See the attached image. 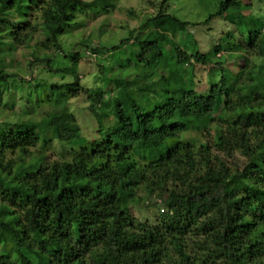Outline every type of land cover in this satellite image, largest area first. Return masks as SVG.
I'll list each match as a JSON object with an SVG mask.
<instances>
[{
	"label": "trees",
	"instance_id": "1",
	"mask_svg": "<svg viewBox=\"0 0 264 264\" xmlns=\"http://www.w3.org/2000/svg\"><path fill=\"white\" fill-rule=\"evenodd\" d=\"M169 1L118 45L80 44L101 61L99 87L88 93L91 139L69 111L75 60L71 81L30 92L15 113L4 95L32 79L8 73L0 58V113L11 111L0 119V264H264V150L233 171L189 135L220 123L264 138V20L242 0H198L208 12L202 25L217 19L228 29L202 53L185 37L195 24L171 15ZM113 8L110 0H0V57L39 33L30 69L71 59L60 37L81 25L78 15ZM163 22L184 37L137 35ZM228 60L240 61L235 72ZM211 63L217 71L203 84L196 67ZM54 144L62 159L48 162ZM140 190L158 198L154 222L130 212Z\"/></svg>",
	"mask_w": 264,
	"mask_h": 264
},
{
	"label": "rangeland",
	"instance_id": "2",
	"mask_svg": "<svg viewBox=\"0 0 264 264\" xmlns=\"http://www.w3.org/2000/svg\"><path fill=\"white\" fill-rule=\"evenodd\" d=\"M83 1L91 2L93 0ZM161 2L162 0H110V4H113L114 8L105 13L96 15L86 11L78 15L77 21H80L81 25L72 27L64 36L60 37L63 53L70 55L71 59L57 57L53 59L50 65L36 64L30 69L31 54L37 50L34 45L42 40V36L39 33L35 34L33 41L27 46H18L10 55L5 54L0 57H3L5 63L9 65L6 69L8 73L19 75L25 81L32 79L31 83L22 84L18 82L11 86V91L5 93L3 102L9 103V100L12 99L14 101L12 111L20 113L21 100H25L30 92L37 93L47 90V85L51 83L71 81L70 63L75 60L80 81L69 99V111L73 115L75 123L79 126L82 135L91 139L95 135L97 124L87 111L90 105L88 93L95 87H99L97 80L100 78L101 67L99 63L101 61L90 52L83 53L80 44H91L92 47L99 44L108 47L118 45L120 41L126 39L132 33L131 31L138 30L148 16H155ZM242 3L250 7L246 14L257 15L264 20V1L242 0ZM169 4V13L171 15L182 21L195 24V26L188 27V32L192 36L189 34L185 35V37H189L187 41H196L200 52L209 53L214 45L223 42L222 38L228 31L227 24L216 19L209 25H202L208 12L198 3V0H170ZM151 32L158 35L168 33L175 41H179L184 37V35L181 37L177 29L168 22H163L161 26H151L137 35L139 36L140 34V37L143 35L145 37L147 33ZM51 52H46V54ZM38 53L41 56L44 52L38 50ZM250 61L255 63L254 59ZM238 62L240 61L228 60L225 67L231 72H235ZM62 69L65 72V78H60V74L56 73ZM211 71H217L212 63L205 67H196V75L203 84L208 81V73ZM203 89L204 85L199 88L200 91ZM2 110L4 112L0 113V119L11 113L6 107ZM47 110V108H43L42 113ZM8 118L12 120V117ZM216 127V123L211 124L203 136L193 132L189 133V135L197 136L207 142L212 153L224 159L233 171H241L244 166L250 164L264 150V138L256 136L251 131L243 134L236 128H228L220 123L219 130ZM61 151V147L54 144L46 152L48 162L61 160ZM137 196L142 199V202L130 208L131 214L139 222H154L158 212L161 213L160 204L157 203L158 198L155 196L147 197L142 190L137 192Z\"/></svg>",
	"mask_w": 264,
	"mask_h": 264
}]
</instances>
